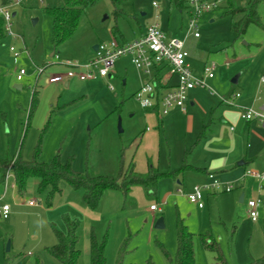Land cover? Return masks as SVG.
<instances>
[{
  "label": "rangeland",
  "instance_id": "374dc122",
  "mask_svg": "<svg viewBox=\"0 0 264 264\" xmlns=\"http://www.w3.org/2000/svg\"><path fill=\"white\" fill-rule=\"evenodd\" d=\"M209 1L215 6L199 19L200 37L186 38L189 62L196 70L205 63H215L216 78L234 89L238 86L231 80L240 72L261 78L264 2L258 4L260 23L251 22L239 34L233 31L232 23L239 21L244 12L232 14L231 9L244 6L247 13L250 0ZM62 3L63 0H22V5L14 9L17 14L12 20L17 36L0 43V157L21 154L28 161L50 163L60 156L76 171L84 172L89 165L95 174L112 177L118 176L122 166L128 167L132 160L139 173H146L149 164L172 173L159 181L153 193L134 186L127 200L120 190H108L96 211L83 203V191L75 190L67 181L61 182V191L52 197L49 189H39L38 177L29 178L23 194L11 187V178L4 201L10 203L12 210L8 218L0 217V264H63L48 248L57 242L53 226L66 230L65 214L81 221L78 264H92L93 236L104 244L107 264H170L164 250L175 257L178 219L193 233L195 264H221V260L248 264L263 256L264 200L257 207L256 220L249 214L248 201L264 198V190L259 193L257 180L249 189H243L239 180L245 168L263 171L264 156L253 166L233 164L224 166L226 169H213L214 179L234 184L231 191L212 188L213 179L203 172L178 170L185 157L196 166L220 159L224 151L214 150L213 138L221 141L225 137L226 141L229 134L239 131L237 127L228 130L221 123L218 126L217 117L215 133L196 144L212 109L216 116L224 109L217 96L223 93L213 80H208V86L214 91L196 87V105L173 121L167 114L158 118L152 108H143L135 98L149 77L128 56L116 61L113 77L80 80L75 76L63 82H48L55 74H67L71 69L82 71L70 67L68 62L79 66L87 63L95 45L114 37L132 41L155 22L168 36L183 37L188 23L186 9L172 8L168 0H123L117 5L123 11L119 13L112 0H99L83 12L73 35L55 48L52 16L47 9ZM113 28L117 29L114 34ZM11 46L20 53L18 56L10 50ZM37 67L44 71L39 73ZM21 68L27 73L18 80ZM34 93L37 100L29 118ZM258 127L257 132L264 134V128ZM145 135L152 139L137 146L138 138ZM250 178L247 176V181ZM196 185L203 189V208L189 203L178 191L181 188L188 193ZM3 189L0 185V194ZM244 192L245 198L240 201ZM27 199H35L37 204L30 206ZM152 203L161 210L152 211ZM160 217L164 227L157 228ZM211 242L217 243L218 249L211 248Z\"/></svg>",
  "mask_w": 264,
  "mask_h": 264
},
{
  "label": "trees",
  "instance_id": "16d2710c",
  "mask_svg": "<svg viewBox=\"0 0 264 264\" xmlns=\"http://www.w3.org/2000/svg\"><path fill=\"white\" fill-rule=\"evenodd\" d=\"M12 0H1L2 4H7ZM99 0H63L59 6L50 7L47 11L52 16L53 21V42L55 48L60 44L67 41L75 32L79 20L83 12L89 7L94 5ZM123 0H112L116 6V11L123 12L119 5ZM170 7H177L179 10L188 9V0H168ZM264 0H250V8L245 13L246 7L242 6L236 9H231L232 14L237 12H244L242 18L232 23L233 31L241 34L251 22L260 23L258 14V4ZM113 34L117 29L113 28ZM7 38L5 31V21L0 14V43ZM161 69H156V74L153 79L157 83L158 89L164 88L162 83ZM36 95L32 96V102L29 112L31 117L36 105ZM152 110L159 111L158 106ZM206 134L203 133V135ZM188 169V164H184L178 170L182 171ZM11 171L14 176L17 190L19 194L26 191V186L29 178L38 177L39 189L41 191L49 189L50 196H55L61 191V182L67 181L75 190L83 191V203L91 211H96L100 205L103 195L108 190H120L127 200L131 197L132 188L134 186H141L148 193H153L158 187L159 181L166 175L172 172H161L153 164L148 165L146 173H139L136 171L135 163L132 160L128 167L121 168L119 175L112 177L109 175L95 174L89 165L84 172H79L73 169L70 162H62L60 156H57L54 161L50 163L25 160L21 154L16 157H0V184L5 182L8 171ZM176 172V171H175ZM130 199V198H129ZM154 204V203H153ZM65 231L59 230L53 226L57 242L48 248L49 253L55 258L59 259L63 264H78L80 257V249L78 244L80 242V224L78 218L72 217L69 214L63 216ZM211 248L218 249L217 243L211 242ZM170 264H195L194 246H193V233L183 223L182 219H178V246L174 258L170 256L167 250H164ZM92 264H107L104 252V244L97 242L93 236L91 245ZM221 264H228L225 260H221ZM36 264H40L37 262ZM248 264H264V255L253 259Z\"/></svg>",
  "mask_w": 264,
  "mask_h": 264
},
{
  "label": "built area",
  "instance_id": "2783aa9c",
  "mask_svg": "<svg viewBox=\"0 0 264 264\" xmlns=\"http://www.w3.org/2000/svg\"><path fill=\"white\" fill-rule=\"evenodd\" d=\"M17 5H22V0H12L7 4H2L0 0V14L5 21V31L7 37H16L13 26V12ZM154 5L156 3L154 2ZM189 15L188 23L183 37L168 36L159 22L149 25L145 34L132 41H120L113 38L111 41L98 44L92 58L81 66L68 62L70 67H79L82 69L76 72L74 69L68 71L67 74H55L49 77V83L63 82L65 78L77 76L80 80L95 79L97 77H108L116 61L128 56L132 64L142 73L149 77L135 93V98L139 101L143 108H153L158 106L160 114H167L174 107L180 108L182 111L187 110L188 94L190 90L196 87L209 88L208 80L215 76V63H207L201 75H196L188 61L189 52L186 49V38L193 35L200 37L199 19L201 16L212 10L215 6L209 0H188ZM11 51H15L14 46L10 47ZM20 53L15 51V55ZM166 69L168 76L176 77V85L166 91L158 89L157 83L153 81L156 69ZM39 73L44 71V68L37 67ZM27 73L25 68H21L17 74V79L22 80ZM264 83V75L261 77ZM241 96L240 92L234 93L231 97L225 98L221 96L223 102L229 105H236L235 99ZM241 109V118L245 121H258L264 127V98L259 107L238 104ZM247 174L253 175L259 181H264V171L249 170ZM12 176L9 170L5 179V186H8V180ZM213 179L210 186L212 188H223L225 191H231L234 184L224 183L214 179V175H210ZM179 193L186 195L188 201L197 205L199 208L204 207V194L201 186H194L193 190L185 193L183 189H178ZM262 199L249 200V214L253 220L258 217L257 207ZM29 205H36L35 199L28 200ZM151 210L159 209L158 204H151ZM11 206L7 203H2L0 198V217L8 218L10 215Z\"/></svg>",
  "mask_w": 264,
  "mask_h": 264
},
{
  "label": "crops",
  "instance_id": "0c3cea01",
  "mask_svg": "<svg viewBox=\"0 0 264 264\" xmlns=\"http://www.w3.org/2000/svg\"><path fill=\"white\" fill-rule=\"evenodd\" d=\"M186 11L189 15V10L186 9ZM146 29L141 30V36L140 37H142L145 34ZM114 38H116V37H114ZM195 38H198V37H195ZM124 41H127V40H123V42ZM94 51H95V49H94ZM93 55H94V53H93ZM92 56L90 58H92ZM188 61H189V59H188ZM206 64L207 63H205L204 66ZM190 65H191V67H192V69L196 75L202 74L204 66L200 70H196V68L193 67L192 63H190ZM115 71H116V64H115V67L113 68L111 74L109 75V77H113L116 73ZM160 73L163 77V79H162V83L164 84V88H162L163 92H166V91L172 89L176 85V77L170 78L168 76L167 70L164 68L161 69ZM235 77H237V83L233 82ZM211 81L223 93L222 95L219 94L217 96H218L221 104L223 105L224 109H222L220 112H218V116H216V114H215L216 111L214 109H212V112L210 114L211 115L210 119L207 123L203 124V128L198 135V140H197L196 144L200 143L202 140L207 138L210 134L215 133V130H216L215 125L217 124L215 122V119L217 117L219 119V123L217 124L218 126L221 123L223 126L229 127L228 130L234 131L235 130L234 127H237L239 129V131L236 134H233V133L229 134L228 135L229 138H226V141H225V137L220 138L221 141H217V139L215 137L213 138L214 141L216 140L214 150L224 151V153H223L224 156L221 157L220 159L216 158V159L212 160V162L207 164V165L196 166L195 164L189 163L186 160V157L184 158V164H188L189 170H195V171L203 172L210 179H212L210 177V175L211 174L214 175L213 169H216V167H220L221 169H226L224 166H229V165H233V164H236L237 166H245L246 164L253 166L258 162V159H260L262 156H264V134L259 133L256 130L259 128L258 126H260V127H263V126L256 120H253V121L243 120L241 118V109L238 106V104H241V105L259 107L262 104L263 98H264V83L261 81V78L260 77L253 78V77H251L250 74L245 75L242 72H240L239 74L234 76L231 80L232 84H235L238 86V89L231 88L230 85L226 81H221L220 79L216 78V76H214L211 79ZM65 85L66 86L69 85V82H66ZM194 89L190 90V92L188 94L187 110L186 111H182L178 107H174V108L170 109V111L167 113V115H171V116H169L170 121H173L174 118L176 116H179L180 114H182V115L188 114L189 108L194 107L196 105L197 95H196V93H194ZM236 92L241 93V96L239 98L235 99L236 105H229V104H226L225 102L222 101L221 96H224L225 98H229ZM153 111L156 112V115L159 118L160 112L156 111V110H153ZM151 115L153 116L154 113L153 114L151 113ZM161 122H162V119L158 122L159 126L161 125ZM227 124H230V126L229 125L227 126ZM220 128H221V131L223 132L224 128L223 127H220ZM147 130H150V127H147ZM205 131H206V134L203 135V133H205ZM245 137H247V143L246 144L244 143ZM145 139L150 140V139H152V137L149 136L146 138V135L144 137L140 136V138H138V141H137V146L140 145L141 142L144 141ZM219 145H222V146L218 147ZM216 147H218V148H216ZM135 168H136V166H135ZM136 171H137V169H136ZM247 171H249V169L245 168L244 175L241 176V178L239 180V181H242L241 186L243 187V189H249L251 183L252 182L257 183L255 181V180H257L258 184H259L258 191H259V193H261L264 190V181L261 182V181H259L258 178L254 177L253 175L247 174ZM254 171H258V170H254ZM161 172H166V171H161ZM259 172H262V171H259ZM247 176L251 177L249 179L250 182L247 181ZM11 178L13 179V181L11 183V187L17 190L16 182H15L14 176L12 175L8 180V186L7 187L5 186V182L0 184V185H3V188H4L2 193L0 194L1 202L3 201L2 203L10 204L8 201H4V200L8 196L7 189L9 188V181ZM178 183H180V181H178ZM192 190H193V188H192ZM192 190H190V191H192ZM10 195L14 196V193L11 192ZM242 195H243V200H244L245 192ZM13 199H14V197H13ZM261 199H262L261 202H263L264 198H261ZM25 201H26V199H25ZM30 206H34V205H30ZM11 210H12V207H11ZM11 210H10V213H11ZM158 210L160 211L161 208L159 207V209L152 210V211L155 212Z\"/></svg>",
  "mask_w": 264,
  "mask_h": 264
},
{
  "label": "water",
  "instance_id": "95a60500",
  "mask_svg": "<svg viewBox=\"0 0 264 264\" xmlns=\"http://www.w3.org/2000/svg\"><path fill=\"white\" fill-rule=\"evenodd\" d=\"M17 12L14 11L13 12V16H16ZM37 21V19H34L33 22L35 23ZM97 46L98 45H95L94 46V49L96 50L97 49ZM54 53L51 54V56H53ZM234 83H237V77H235V79L233 80ZM18 88H21V85H16ZM120 130H122L121 128V123H120ZM240 200L242 201L243 200V195L240 197ZM156 227L157 228H162L164 227V220H163V217H160L156 223Z\"/></svg>",
  "mask_w": 264,
  "mask_h": 264
}]
</instances>
